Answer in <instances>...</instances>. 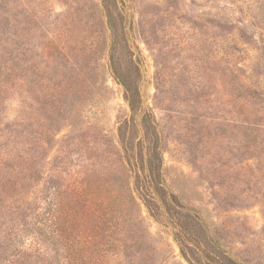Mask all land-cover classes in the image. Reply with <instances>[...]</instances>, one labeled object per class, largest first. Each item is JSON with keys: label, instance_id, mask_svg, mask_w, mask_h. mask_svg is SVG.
<instances>
[{"label": "rangeland", "instance_id": "374dc122", "mask_svg": "<svg viewBox=\"0 0 264 264\" xmlns=\"http://www.w3.org/2000/svg\"><path fill=\"white\" fill-rule=\"evenodd\" d=\"M116 1L122 18L115 54L138 84L143 110L159 125L161 181L200 215L206 244L245 264H264L262 106L256 107L262 130L237 124L244 87L257 88L253 101H264V0ZM0 7L13 14L18 7L39 11L45 34L55 32L83 71L72 93L24 109L17 96L5 104L2 125L18 121L25 110L28 144L40 154L37 180L27 177L26 190L39 196L49 175L62 188L114 183L122 189L124 219L134 212L136 217V208L126 211L130 194L138 197L157 264H190L172 221H157L139 198L130 147L143 168L151 138L111 68V32L101 0H0ZM15 216L0 206V264H24L29 252L31 237L19 243L16 257L5 238Z\"/></svg>", "mask_w": 264, "mask_h": 264}, {"label": "trees", "instance_id": "16d2710c", "mask_svg": "<svg viewBox=\"0 0 264 264\" xmlns=\"http://www.w3.org/2000/svg\"><path fill=\"white\" fill-rule=\"evenodd\" d=\"M101 4L111 32V68L125 88L133 116L140 117V124L151 138L143 168L134 154V146L130 147L136 165L134 177L139 182V198L157 221L164 222L166 218L172 221L181 252L190 264H198L201 259L211 264H245L220 251L219 246L206 244L201 238L205 230L200 215L185 208L161 181L163 158L159 125L143 110L139 86L115 54L121 12L116 0H101ZM19 8L22 16L0 7V206L13 216L17 213L8 220L12 232L5 237L11 240L13 256L19 255V243L31 237L24 264H157L158 249L152 243L154 236L133 192L126 212L130 206L136 208V217L134 212L127 220L123 216L126 206L122 208V204L125 205L122 189L114 183L87 182L72 189L70 184L62 188L57 177L49 175L39 196L26 190L27 177L37 180L35 168L40 154L28 144L25 110L19 112L18 121L2 125L5 104L17 96L24 109V106L40 103L41 98L53 101L58 95L72 93L76 76L83 71L79 68V60L72 58L70 50L60 45L55 32L45 34L39 11ZM244 91L237 100V124L251 131L256 127L259 132L263 118H259L256 107L262 106L264 111V101H253L259 94L257 88L244 87ZM125 128L127 124L121 131ZM122 134L125 151L130 157L128 136L126 132ZM31 140L35 141L36 136Z\"/></svg>", "mask_w": 264, "mask_h": 264}]
</instances>
